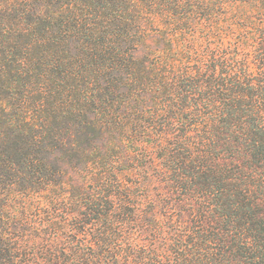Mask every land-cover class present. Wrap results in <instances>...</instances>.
Wrapping results in <instances>:
<instances>
[{
    "label": "trees",
    "instance_id": "1",
    "mask_svg": "<svg viewBox=\"0 0 264 264\" xmlns=\"http://www.w3.org/2000/svg\"><path fill=\"white\" fill-rule=\"evenodd\" d=\"M0 264H264V0H0Z\"/></svg>",
    "mask_w": 264,
    "mask_h": 264
}]
</instances>
